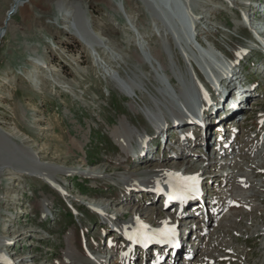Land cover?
I'll use <instances>...</instances> for the list:
<instances>
[{
  "label": "rangeland",
  "instance_id": "374dc122",
  "mask_svg": "<svg viewBox=\"0 0 264 264\" xmlns=\"http://www.w3.org/2000/svg\"><path fill=\"white\" fill-rule=\"evenodd\" d=\"M12 1L0 0V25ZM27 1V5L23 8L25 11L16 10L8 27L5 24L0 29V33L4 34L0 42V128H4L5 132L14 130L15 138L13 137L9 142L15 148L18 147L14 151L8 148L5 150L6 154L5 152L0 154L2 155L0 157V168H2L0 171V252L9 257L13 255V259L20 256L14 255L16 254L14 252L22 256L32 255V258L20 264H67L64 262L91 264L93 261L89 254L95 256L94 261L98 260L97 257L112 258L114 255L119 257L128 248L127 241L120 234L122 229L116 227L123 223L121 227L125 230L130 228L134 230L142 218L147 219L145 221L150 225H159L160 221L171 223L170 218H175L174 210L170 206L163 209L166 197L161 199V196L156 202L147 205L146 202L153 201L155 198L152 199V195L144 191L146 202L141 195L135 197L136 190L126 191L121 179L136 182L138 186L144 183L153 185L155 182L166 184L167 180L155 177L150 170L160 163L181 169L184 165L182 159L184 154L166 145L164 149L161 147L158 151L159 158L154 159L156 148L161 146H158L161 137L158 135L151 139L153 130L150 132L148 129L149 140H155V142L150 145L147 155L136 156L138 163L130 160L122 162L123 158L119 162L120 158L116 159L113 155L117 149L115 146L117 131L129 125L132 129L127 134L135 136V133L139 131L138 127L141 130L142 127L150 128L147 116L142 111L152 107L153 112L158 113L162 104L160 103L157 108L154 106L153 100H157L156 88L167 93L170 100L177 99L176 90L171 93L170 87L168 86V90L166 84L169 85L172 81L174 87L177 85L182 88L186 83L183 79L186 77L181 78V75L190 68V64L194 62L193 57L200 62L206 55L201 58L196 55L197 49L195 45L188 43L189 40L187 41L186 35L182 32L184 29L182 26L181 29L174 28V32L170 31L176 27L177 15L164 19L152 8L149 0ZM239 1L242 5L238 4ZM184 2L190 9L197 10L196 14L204 17L201 36L211 41L212 50L214 44L226 50H238L239 47H246L250 43L247 37L251 35L239 26L242 25L239 14L230 6L236 5L242 8L247 4L245 0H184ZM78 14L86 21L89 35H91L88 42L81 40L73 31L72 24L79 17ZM162 15L167 16L168 13L163 11ZM172 20H175L174 24ZM177 21L180 22V20ZM175 33L179 36V41H175L173 36ZM90 42L91 45L88 47L85 43ZM178 46L189 61H184ZM197 46L202 49L198 44ZM204 47L209 49L207 45ZM250 50L255 52L253 48L241 52V55L249 52V56L245 57H249L247 60L249 64L244 66L245 59H243L240 68L244 67L241 77L249 80L244 86L251 87L247 93L254 96L257 92L255 83L260 80V75L263 82L260 91L264 93V66H259L260 62H258L250 69V64L257 58L251 56L254 52ZM259 56V61H263L264 54ZM221 57L229 62L223 56ZM237 60L238 58L236 62ZM211 65H216V62H207L204 68L209 79H211L210 74L214 72ZM166 68L172 70H166L164 75L163 71ZM173 70L180 78L182 86ZM159 75L165 76L166 84L164 81L161 83L158 81ZM119 78L132 84L135 82L140 84L141 89L136 90L139 97L135 99L128 97L118 83ZM215 93L217 100L213 101L210 112L206 107L205 123L198 121L204 133L209 131V141L203 135L208 143L207 147L212 144L214 130L213 126L212 128L208 126L209 120L215 124L214 115H211L209 119L210 113L220 115L223 107L225 117H232L230 110L223 105L217 92L212 91L211 96ZM258 96L260 95L255 98ZM167 97L162 98L163 102L160 101L165 104ZM179 99L183 100L180 95ZM247 99L243 103L244 110ZM253 104L255 108L250 110V115L254 113L253 117L243 124V129L234 128L239 130V145L245 140L239 149L243 152L248 146L256 145L254 141L252 144L249 143L253 139L258 141L256 137L261 135L260 130L257 131L258 127L253 125V121L257 122L259 115L264 117V99H257L253 101ZM159 113L167 115L166 110L162 108ZM263 117L260 119L262 120ZM225 128H228L225 131L229 134L231 132L229 125H225ZM169 131L168 135L173 134V130ZM262 135L264 136V131ZM234 144L235 148L231 154L236 152V139ZM260 146L258 149L256 147L251 154L240 153L245 158V163L240 165L242 169L253 165L252 160L255 157V160L264 161V156L261 158L264 151L261 153ZM23 147H28L36 162L51 165L49 171L52 181L42 179L43 175L40 174H38L40 177H37L35 174L39 172H36L37 169L35 170L33 166L21 165L28 162V153L21 156L18 153L19 156L13 160V164H11L12 160L8 163L2 162L4 155L12 158V155L20 152ZM189 150L197 151L196 145L192 147L190 145ZM176 154L177 158H175ZM230 158L235 159L237 156ZM194 165L196 167H191L193 172L199 169L197 162ZM244 165L248 167L243 168ZM257 166L261 165H253V167ZM221 168L224 167L220 165L219 169ZM90 177H98L100 186L98 187L94 180H90V188L85 191L89 192L91 197L82 196L80 193H84L82 188L88 187L83 180ZM204 182L208 185L212 183L207 182L205 178ZM58 187L64 192L58 190ZM91 201L103 202L104 210L111 211L105 214L109 220L104 221L86 207L85 204ZM254 203L251 210L257 206L255 200ZM137 212L140 216L135 215ZM245 212V210L237 212V220L232 218L223 220L230 224L228 227L217 229L216 245L208 249L205 256L213 255V251L224 252L227 256L242 254V250H231V244L227 239L230 237L222 236L221 232L233 235L234 232L243 230L250 232L259 230L261 235L264 216ZM249 217L254 218L255 222L246 223L247 220L244 219ZM231 230L235 231L231 232ZM245 231L243 234L248 236ZM233 237L234 241L240 240L238 236L233 235ZM257 241L259 247L253 249L249 258L255 263H262L264 262V239L259 237ZM88 244L95 245L92 246L95 250H89ZM67 249L69 252L66 255ZM97 251L102 253L106 251L105 256L98 255ZM199 255H196L198 259L203 257L201 253ZM244 256L247 258L248 254L244 253ZM134 257L133 263L143 264L140 263L138 250L130 260V264ZM213 257L219 260L218 264H226L225 260ZM209 263L213 264L214 261Z\"/></svg>",
  "mask_w": 264,
  "mask_h": 264
},
{
  "label": "bare ground",
  "instance_id": "6f19581e",
  "mask_svg": "<svg viewBox=\"0 0 264 264\" xmlns=\"http://www.w3.org/2000/svg\"><path fill=\"white\" fill-rule=\"evenodd\" d=\"M27 3H28L27 0H13L12 4H11V7L9 8V10L5 14V17L3 19V23L0 25V29H1V27H4L5 24L8 27L12 15L16 12V10L23 9L27 5ZM23 11H25V10L23 9ZM78 16H79V14H78ZM79 17H77V19L72 24L73 31L79 35V38L81 40L88 42L90 40L91 35H89V30H88V28L86 26V21L82 17H80V19H78ZM175 20H176V27H173V29H172L173 32H174V28H177V27L180 28L176 18H175ZM3 36H4L3 32L0 33V42H1V39H2ZM196 41H197V39H196ZM99 42H101V41H99ZM198 45L201 46V47L206 46V44H204V45L198 44ZM250 51L254 52L253 50H250ZM252 52H250V53H252ZM248 53L245 54V55L243 54L242 55L243 57L240 56L238 58L237 62L235 63V66L233 65L232 70L228 71V74H231V73L233 74V76H234L233 79L230 78V80L228 82H226L223 85H221L218 88V90L216 91L217 94L219 95L223 105L228 107V110H230V112L232 114V117H230V118H226L225 117V113H223L225 111V108H223V107H222V112H221L220 115H216L213 112L210 113L209 119L211 118V115H214L213 117H214V122H215V124H214L212 122V120H209V125H208L211 128H212V126L214 128L213 133H212L213 134L212 142H213L215 133L217 132V130H219L220 125L223 124V123L224 124H228L230 121L235 120V118L241 112L244 111V108H243L244 101L247 98L252 97L249 93H247V90H249L251 87L250 86H248V87L244 86L246 84V82H249L248 78H246L244 80V78L241 77V75L243 74L242 73V69L244 70V67H242V69L240 68L241 61L243 59H245L246 56H249ZM159 55H162V54L159 53ZM160 59L162 60V62L165 63L164 59H162L161 56H160ZM214 62H216V65H211L212 66L211 68L214 69V72H212L209 77H211V80L219 83L221 81V77L219 79V75L220 74H218V72H216V69L219 68L221 64L227 65V66L230 67V66H232V63H230V61L227 62L222 57H220V58L217 57ZM164 66H166V65H164ZM235 79H236V83H234ZM125 82H127V81H125ZM128 84H131V82L130 83L128 82ZM212 86L213 87H217L215 84H212ZM204 91L207 92V90H204ZM210 96H211V94H210ZM182 99H183V97H182ZM197 99H198V97L196 98V100ZM237 99H239V103L237 105L238 106L237 109L233 110V109L229 108L230 101L233 102L234 100H237ZM183 100H182V102H183ZM220 104H221V102H220ZM159 105H157V107ZM206 105H207V103L205 101L204 102V106H202L201 113L198 116H196L194 114L193 104H191V103L189 104L188 101H184L183 105H182V106H184L182 108V110L185 111L184 115L186 117H188L189 119H192V121L196 123V128H200L202 134H203V128H202V126L198 125L199 124L198 121H201L202 123H205V116L207 115L206 114ZM152 111H154V110H152ZM236 113H238L237 116H235ZM160 114H162V113H160ZM175 114H176V116L181 115V113H179V112H176ZM156 116H157V121H160L159 122V125H160L159 127L161 128V130L160 131L153 130L152 133H151V139L153 137H158V135L162 139L163 135L166 137L170 133L169 130H173L174 131V128L171 125H170V127H169V125L168 126L164 125L162 117L159 115V113L155 112V117ZM235 124H238V123H235ZM189 126L190 125H185V127H189ZM126 128L127 127H125V129ZM263 128L264 127L261 125V127L258 130H261ZM13 132H14L13 129L11 131H6L5 132L4 128H0V140H2V142H0V154H3V152H5V150H7L8 148H12L13 151L16 150V148H18V147L15 148L14 146H12L10 144L9 140H8L10 138V134H12L10 139H12L14 137V133ZM221 132H223V131H221ZM128 133H129V131H128ZM210 133H211V129H210ZM204 136L209 141V137H210L209 131L207 133L205 132ZM256 136H257V134H256ZM179 137H180L179 141H182V142L179 143V147L180 148L178 149L176 147L175 149H177L178 152L181 153V154L182 153L184 155L187 154L188 158L185 157V159L183 158L184 156L183 157L180 156V158L182 157V159L184 161H188L186 163L187 165H185V163H184V165H182L183 167L181 169H178V168H175V167L172 168V167H169V166H166V165L160 163V164H157V166L154 167L153 169L151 168L152 170H150V171L153 172L155 177H158L159 179H165V180L168 181V183L165 184V187H167L168 190H170L174 196L177 195L178 192H182V190H184L186 187H188V185H190L191 183H195L197 180H199L204 186H210L213 189V193L214 194L219 195L221 197H225L229 201V208H228V211L226 213L222 214L217 219V221L215 223H213L214 222L213 218H211L210 215L206 214L205 220H208L207 224H208L209 231L207 233L203 234L202 242H201V246L202 247H198V249L200 251L199 253H201V255L203 257L208 258L207 262H205V263L204 262L203 263L199 262L200 258H203V257H200L198 259V257H196V255L200 256L199 253H197L192 247H190V249H189L188 247L182 245L181 242H178V247L174 250L173 258L170 259L171 263L167 262V264H169V263L170 264H177V262H179V261L181 262V260L179 259V256H180V254H185V253H188V258H189L188 261H189L190 264H210L209 261H214V264H218L219 260L217 261V259H215L213 257V255L205 256L206 253L208 252V249H211V247L216 245L215 235L218 234V233H216V232H218L217 229L219 230L220 227H228L230 222H226V221L223 222V220H225V219L228 220L227 218H232L233 220H237L236 213L239 212V211L245 210L246 211L245 213H248V214L251 213V215H252L251 209H252V207L255 204L253 199H252V197L257 195V193L259 191V187L263 186V185H261L260 183L257 182V180L255 179V175L252 174L251 171H249V170L245 171V172H247L246 174H244L241 171L242 168L240 167V165H243L245 163L244 162L245 158H243L242 156H244V155L240 154V153H244L245 155L251 154V152H253L256 147L258 149L260 145H261L260 146V151L262 153L264 151V139H262L261 143H259V144L256 143V145H254V144H252L253 140L251 141V139L249 138L248 140L251 141L249 144H252V145L247 147L248 150H246L247 149L246 148V149H244V152H243L241 150H237L236 149V152L234 154L237 156V158L230 159V157H233V155H234V154H231V152L235 148L234 147V145H235L234 144V139H236V142H237V138H236L237 136H233L230 139H228L226 136L224 137L223 140L225 141V144H226L225 148L229 151L230 156H229V154L226 151V155H223L222 157H224L225 160H229L230 159V162H227V163L220 162V164L217 165V168L219 169L220 165H222V167H225V165H229L231 169L228 170L229 172L225 176V178L227 179V183L223 184L220 188L217 189V188H214L215 186H213V184H218L219 183V179L218 178L220 176L219 175L217 176L218 172H215L209 178H205L207 182H212L211 184L208 185V183L204 182V179L200 178V174L202 172L200 167L195 172L192 171L193 168H191V167L192 166L196 167V165H194V163H196V159H197L198 156H200L201 153H199V155H198L197 151H191V150H189V147H190V145H191V147L194 146V144L196 145V143L198 142V140H199L198 132L195 131V133L193 134L192 137H191V135L188 136L187 134L186 135L181 134V135H179ZM202 138H203V135H202ZM143 140L140 141V143L142 141H143V143L140 144V152H139L138 155H147L150 145H152V143L155 142V140H152V141L149 140V136L144 138ZM226 140H228V142H226ZM202 141H203V144L201 146H206V148H207L208 143L204 140V138H203ZM136 142H137V140H136ZM131 143H133L132 139H131ZM28 151H29L28 147H23V148H21L20 152L14 153V155H12V158H10L9 156H5L4 155L5 157L3 156V161L2 162L8 163V162H10L12 160L11 164H13V162H14L13 160L19 156L18 153L20 154V156H21V154L25 155L26 153H28V159H27L28 162H26V164L22 163L21 165H23V166H26V165L33 166V168H35V170L37 169L36 172H39L40 175H43L42 179H45V180H48V181H52V179L50 178V177H52V175L50 174V171H49V169L51 170V167H50L51 165L50 164H46V163L36 162L35 157L33 156V153L31 151H29V152ZM5 154H6V152H5ZM7 155H9V154H7ZM134 156L136 157V155H134ZM177 156L178 155L176 154L175 158H177ZM261 156H262L261 158H263L264 153H262ZM237 159H240L243 163L241 161L237 160ZM191 162H193V163H191ZM176 163H178V162H176ZM240 163H242V164H240ZM252 164L253 165L254 164L263 165L264 161L262 159H260V160L253 159L252 160ZM253 165H248V166H250L248 168H250V169L255 168V167H253ZM184 166H185V168H184ZM258 167H264V166H257V168ZM1 169L2 168H0V171H1ZM12 169H14V168H12ZM184 173H185V175H184ZM18 174H19V172H18ZM37 177H40V176L37 175ZM243 177H245V178H243ZM189 178H194V179H189ZM242 178L244 179V182H248L249 181L251 183V184L248 185L247 183L244 184V182H243V185L245 187V190L243 192L241 191ZM156 181H157V179H156ZM153 185H159V184H157V182H155ZM247 185H248V187H247ZM148 193L156 194V196L158 198V196L164 195L165 192H164L163 189L160 188V189H156L155 191L148 192ZM156 196L152 195V199L156 198ZM181 197H182V195H180V200L182 199ZM220 212L221 211H219L218 214ZM245 213H243V216H245ZM135 215L136 216H140V213L137 212ZM145 220H147V219L142 218V220H140V222L134 228V230H132L131 228H130V230H126L127 231L126 236L128 237L126 240H128L129 243H132L131 244L132 246L130 247L131 249H129L128 251L123 253V262H124V263L122 262L123 264H130V260L133 258L134 254H135V249L138 246H140V244L145 243L143 238H142V234H146V235L149 236L150 233L151 234L152 233H154V234L156 233V234L160 235L162 233H165L169 227L173 226V222H174L172 220H171V223H162L160 221L159 225H155V224L154 225H150V223L146 222ZM143 225H146L147 227L144 228V227H142ZM130 236L134 237V239H129ZM151 241L152 240H150L149 242H151ZM149 242L147 244H149ZM193 243H196V242H193ZM183 244H184V240H183ZM157 245L160 246V247H156L155 251L148 250L149 245L146 248L142 247V246H140V247L142 249H146L147 250L146 258L151 259L152 262H154V259L157 258L158 260L155 262V264H165V263H163L162 257H163L164 254H166L167 256L171 255L170 252H168V251H169V248L172 246V244L168 243V244H165V245H161V244H157ZM186 245H187V243H186ZM212 250H213V248H212ZM68 252L69 251L67 249L65 251L66 255L68 254ZM125 261H126V263H125ZM64 263L68 264V262H64ZM148 264H151V263L149 262Z\"/></svg>",
  "mask_w": 264,
  "mask_h": 264
},
{
  "label": "snow or ice",
  "instance_id": "6c2138e0",
  "mask_svg": "<svg viewBox=\"0 0 264 264\" xmlns=\"http://www.w3.org/2000/svg\"><path fill=\"white\" fill-rule=\"evenodd\" d=\"M189 179H194V178H189ZM172 198H174V197H170V199H172ZM142 227L146 228L147 226L143 225ZM142 238H143V240L145 242V246H147V243L152 239V237H150V236H148L146 234H142ZM129 239H134V237L130 236Z\"/></svg>",
  "mask_w": 264,
  "mask_h": 264
},
{
  "label": "trees",
  "instance_id": "16d2710c",
  "mask_svg": "<svg viewBox=\"0 0 264 264\" xmlns=\"http://www.w3.org/2000/svg\"><path fill=\"white\" fill-rule=\"evenodd\" d=\"M80 183H81V182H80ZM82 183H83V182H82ZM82 183H81V184H82ZM84 184H85L86 186H89L88 183H84ZM85 189H87V187L82 188L83 191H85Z\"/></svg>",
  "mask_w": 264,
  "mask_h": 264
},
{
  "label": "water",
  "instance_id": "95a60500",
  "mask_svg": "<svg viewBox=\"0 0 264 264\" xmlns=\"http://www.w3.org/2000/svg\"><path fill=\"white\" fill-rule=\"evenodd\" d=\"M163 1H165V2L169 3L168 1H170V0H163ZM179 15H180V14H179Z\"/></svg>",
  "mask_w": 264,
  "mask_h": 264
}]
</instances>
